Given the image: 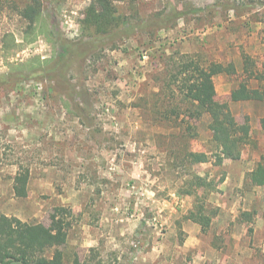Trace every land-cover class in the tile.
Listing matches in <instances>:
<instances>
[{"label":"rangeland","instance_id":"1","mask_svg":"<svg viewBox=\"0 0 264 264\" xmlns=\"http://www.w3.org/2000/svg\"><path fill=\"white\" fill-rule=\"evenodd\" d=\"M114 1L128 16L171 6L206 9L154 36L89 41L81 21L91 0H45L49 39L25 43L18 11L28 0H0V215L48 226L55 208L70 209L67 241L59 247L65 264H264V187L245 182L264 155V100L228 102L235 78H213L216 100L226 102L239 123H249L256 147L220 168L212 158L196 167L217 181L205 197L214 212H207L205 232L185 219L194 199L176 193L177 174L153 140L163 130L140 106L144 98L147 106L156 100L153 75L175 51L233 61L239 73L244 51L264 73V0H229L247 3L236 13L216 0ZM34 58L50 63L33 73L17 69ZM260 86L264 90V80ZM207 123V117L193 122L195 150H208ZM25 170L27 196L19 198L13 179ZM188 224L199 227L197 247L184 245Z\"/></svg>","mask_w":264,"mask_h":264},{"label":"trees","instance_id":"2","mask_svg":"<svg viewBox=\"0 0 264 264\" xmlns=\"http://www.w3.org/2000/svg\"><path fill=\"white\" fill-rule=\"evenodd\" d=\"M44 1L28 0L18 11L27 26L25 43L34 42L40 35L49 39L48 23L43 11ZM216 1L221 3L218 5L223 10H233L236 13L247 9L244 1ZM205 9L189 6L186 10H180L171 6L169 10L153 15L128 16L119 11L114 0H91L84 10L81 31L89 41L113 42L116 38L135 36L140 32L154 36L155 30L169 28L190 14L199 16ZM64 50H69V47L66 46ZM240 55L242 70L239 73L233 61L205 58L202 52L187 54L175 51L165 54L160 68L156 70L158 72L153 75L159 86V91L154 94L157 96L156 100L147 106L148 101L144 98L140 104L150 116L153 126L163 130L155 133L153 140L156 149L166 156L167 167L177 174L179 186L176 193L194 199L193 209L185 219L200 225L202 232L206 231L211 220L207 212L214 215L213 210L208 211L205 197L207 193L217 189V181L207 171L198 173L195 171L196 167L208 163L212 158L214 165L220 168L224 160H240L245 147H256L249 123L246 120L239 123L228 104L216 100L213 78L221 74L235 78L236 86L230 90L228 102L264 100V90L260 86L264 73L258 72L255 62L244 51H240ZM49 63V60L34 58L17 69L33 73L41 71ZM56 64L60 65V59L55 62V66ZM57 77L61 78L62 73ZM254 81L257 82L256 86L251 85ZM203 117L208 119L206 127L210 132L208 150L206 147L195 150L192 148V141L199 134L193 122ZM28 180L26 170L15 175L12 189L16 197L27 196ZM245 182L252 187H264V155L260 156L254 168L246 174ZM243 215L246 221H251V213ZM71 217V210L65 207L55 208L48 226L0 215V264H65L64 254L59 247L67 241L70 228L68 219Z\"/></svg>","mask_w":264,"mask_h":264},{"label":"crops","instance_id":"3","mask_svg":"<svg viewBox=\"0 0 264 264\" xmlns=\"http://www.w3.org/2000/svg\"><path fill=\"white\" fill-rule=\"evenodd\" d=\"M249 171H251V170H249ZM191 222V221H190ZM192 223H194V222H192ZM199 226V225H198ZM198 226H195V225H193V224H188V226H187V232H188V238H187V240H186V242H185V246H187V247H197L198 245H199V243H200V237H201V235H200V233H199V227ZM198 227V228H197ZM209 250H207L208 251V253L209 254H211V256H212V253H214V250H212L210 247L208 248ZM210 256V257H211ZM200 259L203 261V262H206V261H210V259L208 258V260H207V258H204V256L202 255V257L200 256Z\"/></svg>","mask_w":264,"mask_h":264}]
</instances>
